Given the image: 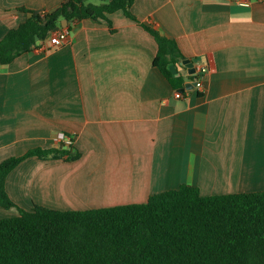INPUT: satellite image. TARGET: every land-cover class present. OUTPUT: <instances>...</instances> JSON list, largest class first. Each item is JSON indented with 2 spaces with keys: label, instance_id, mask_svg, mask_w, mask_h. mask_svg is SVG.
Here are the masks:
<instances>
[{
  "label": "crops",
  "instance_id": "1",
  "mask_svg": "<svg viewBox=\"0 0 264 264\" xmlns=\"http://www.w3.org/2000/svg\"><path fill=\"white\" fill-rule=\"evenodd\" d=\"M61 0H0V39ZM136 18L173 38L202 89L172 85L152 64L153 36L121 10L66 22L51 39L0 64V162L72 138L73 161L28 157L6 176L16 204L68 210L144 202L181 183L201 195L264 190V0H134ZM181 90V88H183ZM179 90L182 96L174 97Z\"/></svg>",
  "mask_w": 264,
  "mask_h": 264
},
{
  "label": "trees",
  "instance_id": "2",
  "mask_svg": "<svg viewBox=\"0 0 264 264\" xmlns=\"http://www.w3.org/2000/svg\"><path fill=\"white\" fill-rule=\"evenodd\" d=\"M133 1L61 0L47 11L20 7L27 17L0 39V64L36 48L35 37L48 38L61 19L109 21V13L121 10L153 36V66L172 85H182L183 77L169 69L183 65L176 41L140 22L130 10ZM80 156L71 141L5 158L0 206H16L5 179L26 158L73 161ZM0 264H264V190L201 195L196 186L181 183L144 202L68 210L18 207V215L0 218Z\"/></svg>",
  "mask_w": 264,
  "mask_h": 264
},
{
  "label": "built area",
  "instance_id": "3",
  "mask_svg": "<svg viewBox=\"0 0 264 264\" xmlns=\"http://www.w3.org/2000/svg\"><path fill=\"white\" fill-rule=\"evenodd\" d=\"M49 38L51 39L52 46H60L65 43L68 39V30L65 27L58 28L51 32ZM194 71L192 73H186L188 75H192L191 82H194L193 87L197 90L202 89L203 77L208 71L207 64H199L195 65ZM174 97L179 98L182 96V92L179 90L174 91ZM57 139L64 144H69L72 141V138L67 136L65 133L60 132L57 134Z\"/></svg>",
  "mask_w": 264,
  "mask_h": 264
},
{
  "label": "water",
  "instance_id": "4",
  "mask_svg": "<svg viewBox=\"0 0 264 264\" xmlns=\"http://www.w3.org/2000/svg\"><path fill=\"white\" fill-rule=\"evenodd\" d=\"M66 22H67L66 19H62V20H61V26H65ZM35 42H36V44H38V42H39L37 36L35 37ZM183 63H184V64L186 65V67L188 68V72H189V73H192V72L194 71L193 64H192V62H191L189 59H184V60H183ZM193 85H194V82L186 83V84H185V88H186V87H189V86H193ZM183 89H184V87L181 88V90H183ZM63 147L65 148L66 145H64Z\"/></svg>",
  "mask_w": 264,
  "mask_h": 264
},
{
  "label": "rangeland",
  "instance_id": "5",
  "mask_svg": "<svg viewBox=\"0 0 264 264\" xmlns=\"http://www.w3.org/2000/svg\"><path fill=\"white\" fill-rule=\"evenodd\" d=\"M88 2L98 4L101 2V0H87Z\"/></svg>",
  "mask_w": 264,
  "mask_h": 264
}]
</instances>
